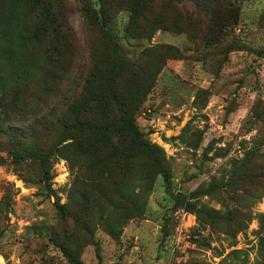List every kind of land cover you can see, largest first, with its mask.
Segmentation results:
<instances>
[{
    "label": "rangeland",
    "instance_id": "rangeland-1",
    "mask_svg": "<svg viewBox=\"0 0 264 264\" xmlns=\"http://www.w3.org/2000/svg\"><path fill=\"white\" fill-rule=\"evenodd\" d=\"M18 1L0 0L2 18H9L14 34L26 23L19 7L10 11L9 4ZM53 4L64 25V109L80 101L86 86L93 90V75L100 83L109 81L115 50L129 73L157 71L134 120L144 141L159 151L163 172L146 152L117 161L112 176L122 178L124 195L141 188L143 211L126 219V212L107 208L103 219L125 222L113 238L87 209L92 183L84 168L79 172L65 159L66 142L55 146V126L41 128L28 143L13 128L0 132V264H72L50 240L53 234L68 239L82 264H264L258 221L264 193L256 198L236 191L251 206V219L240 230L226 221L210 225L205 216L206 210L223 212L232 205L228 192L236 189L226 185L245 151L264 152V0ZM222 15L228 24L219 32ZM167 46L178 57L160 65L157 51ZM20 59L18 52L15 63L25 65ZM34 74L30 93L45 82L40 71ZM128 82L137 87L149 80L132 76ZM82 106L103 111L100 103ZM243 184L253 193V185ZM59 205H65L63 218Z\"/></svg>",
    "mask_w": 264,
    "mask_h": 264
},
{
    "label": "trees",
    "instance_id": "trees-1",
    "mask_svg": "<svg viewBox=\"0 0 264 264\" xmlns=\"http://www.w3.org/2000/svg\"><path fill=\"white\" fill-rule=\"evenodd\" d=\"M53 2L54 0H19L14 5L9 4L11 12L19 7L26 21L16 34L10 32L9 18H2L0 10V132L13 128L14 133L20 135L21 141L28 143L35 140L41 128L49 131L50 125H53L52 128L55 126L58 137L54 141L55 146L66 142L64 149L68 154L65 159L79 172L84 168L87 180L92 183L91 195L88 199L85 198L89 203L87 209L93 211L101 219L104 230L116 238L125 222L103 219L106 209L117 211V214L126 212V219H133L142 214L143 202H140L138 196L141 192L139 186L137 188L140 192L135 193L133 189L131 194H123L125 186L122 178L112 176L114 165L125 156L135 159L146 152L152 155L153 167H158L163 172L164 161L161 160L159 151L144 141L134 120L140 100L151 87V79L157 71L151 75L142 73V76L136 72L129 73L124 67L126 60L119 54V50H115L111 59L115 68H111L109 81L100 83L93 75V90L91 88L88 91L89 87L86 86L85 91L80 93V101L76 100L64 109V25ZM96 15L103 22H108L102 11H98ZM225 19L223 15L219 17L223 23L219 32L228 24ZM177 51L172 46L159 47L157 57L160 65L166 58L178 57ZM18 52L25 65L15 63ZM36 58H43L40 64ZM35 69L42 73L45 82L30 93ZM132 76L135 79L147 78L149 83L130 87L128 81ZM84 102L100 103L103 111L96 112L90 107L86 108L82 106ZM51 115L56 117L53 122L49 119ZM39 152L42 155V151ZM82 157L87 162L86 166L83 165ZM235 163L226 185L236 189L234 193L228 192L232 194L229 195L232 205L223 212L212 208L206 210L205 216L210 225L215 221H226L233 223L231 227L235 226L234 229L240 230L251 219V206L238 200L235 196L239 193L236 191L240 190L243 195H255L256 198L264 193V152L252 147ZM141 166L138 165L141 168L139 174L142 173ZM238 182L242 184L239 188L236 185ZM243 183L253 185L254 194ZM188 208L195 209V205L189 203ZM200 210H195L198 219ZM58 213L61 218L67 215L65 205L58 206ZM258 221L264 246V212L259 215ZM50 238L70 263L82 264L77 254L68 247V239L56 234Z\"/></svg>",
    "mask_w": 264,
    "mask_h": 264
}]
</instances>
